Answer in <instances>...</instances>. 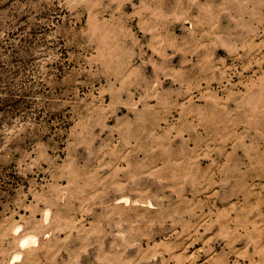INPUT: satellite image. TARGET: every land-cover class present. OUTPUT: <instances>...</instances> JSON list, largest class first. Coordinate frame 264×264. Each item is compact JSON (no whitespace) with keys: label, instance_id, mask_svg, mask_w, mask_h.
I'll use <instances>...</instances> for the list:
<instances>
[{"label":"rangeland","instance_id":"rangeland-1","mask_svg":"<svg viewBox=\"0 0 264 264\" xmlns=\"http://www.w3.org/2000/svg\"><path fill=\"white\" fill-rule=\"evenodd\" d=\"M0 264H264V0H0Z\"/></svg>","mask_w":264,"mask_h":264},{"label":"bare ground","instance_id":"bare-ground-1","mask_svg":"<svg viewBox=\"0 0 264 264\" xmlns=\"http://www.w3.org/2000/svg\"><path fill=\"white\" fill-rule=\"evenodd\" d=\"M23 243L25 244V242H24V241H22V244H23ZM17 258H18V257H17Z\"/></svg>","mask_w":264,"mask_h":264}]
</instances>
